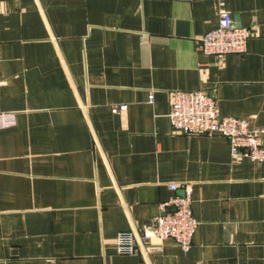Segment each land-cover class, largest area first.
Here are the masks:
<instances>
[{
    "label": "crops",
    "instance_id": "1",
    "mask_svg": "<svg viewBox=\"0 0 264 264\" xmlns=\"http://www.w3.org/2000/svg\"><path fill=\"white\" fill-rule=\"evenodd\" d=\"M224 13L248 51L207 56ZM197 90L264 128V0H0V264H264V162L171 127V94ZM186 184L187 253L152 236Z\"/></svg>",
    "mask_w": 264,
    "mask_h": 264
},
{
    "label": "built area",
    "instance_id": "2",
    "mask_svg": "<svg viewBox=\"0 0 264 264\" xmlns=\"http://www.w3.org/2000/svg\"><path fill=\"white\" fill-rule=\"evenodd\" d=\"M251 37L248 28L235 26L231 16L224 13L219 26L199 40L198 49L207 56L243 55L248 51ZM170 106L169 119L173 130L187 136L221 135L228 140L232 157L248 158L259 164L264 162V128H252L244 119L222 116L217 101L206 91H175L171 94ZM123 110V107L113 108L114 113ZM0 117L3 122L11 121L9 115ZM8 125L0 124L2 127ZM170 188L176 191L179 185L173 183ZM192 204L193 186L186 184L183 195L175 194L160 204L161 212L152 227V236L172 240L183 252H189L199 227ZM138 241L135 232H121L117 236L116 249L121 254H136Z\"/></svg>",
    "mask_w": 264,
    "mask_h": 264
}]
</instances>
